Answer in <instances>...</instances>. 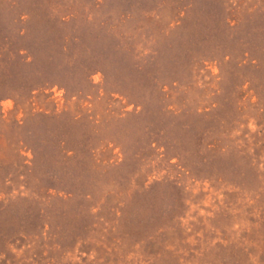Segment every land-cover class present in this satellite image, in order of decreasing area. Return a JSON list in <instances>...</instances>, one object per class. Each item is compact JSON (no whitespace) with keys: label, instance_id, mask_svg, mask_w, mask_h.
<instances>
[{"label":"rangeland","instance_id":"374dc122","mask_svg":"<svg viewBox=\"0 0 264 264\" xmlns=\"http://www.w3.org/2000/svg\"><path fill=\"white\" fill-rule=\"evenodd\" d=\"M0 264H264V0H0Z\"/></svg>","mask_w":264,"mask_h":264}]
</instances>
